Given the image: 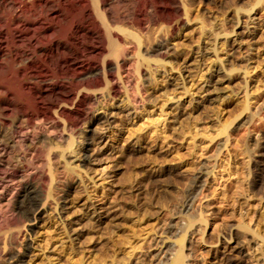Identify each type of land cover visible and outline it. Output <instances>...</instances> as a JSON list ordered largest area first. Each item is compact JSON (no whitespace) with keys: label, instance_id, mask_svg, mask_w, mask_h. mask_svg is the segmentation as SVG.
<instances>
[{"label":"rangeland","instance_id":"374dc122","mask_svg":"<svg viewBox=\"0 0 264 264\" xmlns=\"http://www.w3.org/2000/svg\"><path fill=\"white\" fill-rule=\"evenodd\" d=\"M191 1V6L186 3L190 24L186 16L176 32L187 45L174 46L177 49L172 53L177 50L179 57L172 60L174 65L167 59V72L159 67L158 85L146 83L152 94L147 109L135 111L122 91L116 104L99 103L93 112L95 116L109 113L112 121L96 126L104 137L94 145L91 170L83 172L89 189L84 193L86 205L74 215L64 214V223L71 229L65 232V245L68 250L72 246L81 249L78 255L68 254L71 259L65 264H172L179 250L185 264H263L264 2L257 6L261 13L255 15L254 10L248 12L254 0H229L232 6L228 0ZM21 5L16 7L18 12ZM205 19H211L205 23L209 38L199 33ZM159 25L154 27L162 28ZM155 28L145 32L157 33ZM9 29L12 38L16 33L12 26ZM206 49L211 51L207 63L203 60ZM187 61L194 66L185 68ZM167 84L170 91L166 95ZM183 85L191 92L184 95ZM206 106L210 109L205 114ZM179 111L184 115L176 122ZM81 125L71 155L81 150L88 120ZM140 128L144 131L138 132ZM139 145L143 150L135 154V160L122 158L125 147ZM125 175L129 181L122 179ZM74 194L71 200L79 192ZM4 215L0 212V221ZM59 225L64 229L60 220L54 227ZM45 231L37 229L42 244ZM79 232L83 242L78 241ZM59 244L50 243L44 253L53 256V264H61L53 255ZM46 258L43 264H48Z\"/></svg>","mask_w":264,"mask_h":264},{"label":"bare ground","instance_id":"6f19581e","mask_svg":"<svg viewBox=\"0 0 264 264\" xmlns=\"http://www.w3.org/2000/svg\"><path fill=\"white\" fill-rule=\"evenodd\" d=\"M75 1L63 4L61 0H0V212L5 214L0 221V232H4L0 235V264H43L46 257L47 263L53 264V256L44 253L54 242L60 243L53 255L61 264L71 259L68 254H80L79 247L68 250L65 245V232L70 233L71 229L64 223V214L74 215L86 205L84 193H89V189L83 172L91 170L94 145L104 137L96 126L109 125L112 121L109 113L95 116L93 112L99 103L116 104L122 91L123 99L135 111L141 107L147 109L152 94H148L146 83L152 81L158 85L159 67L167 72V59L171 58L174 65V59L179 57L177 50L175 55L172 53L177 49L174 46L187 45L177 38L176 32L186 16L190 24L192 16L186 4L189 1L190 5V0ZM263 2L254 0L248 12L254 10L259 15L257 6ZM20 3L23 7L18 12L16 7ZM209 22L205 19L199 24V33L206 38L210 35L205 23ZM153 24H161L162 28L156 29L157 25ZM151 25L156 32L159 30L153 31L154 35L145 32L152 29ZM11 26L16 33L12 38L8 35ZM82 48L87 49V57L83 56ZM210 52L206 49L202 55L206 63L211 59ZM82 56L89 62L84 63ZM192 62L183 65L190 69L194 66ZM182 88L184 95L191 92L186 86ZM165 90L162 92L167 95L168 84ZM206 91L209 93V87ZM165 93L160 95L166 96ZM210 99L207 94L206 101ZM208 108L204 109L205 114ZM183 115L179 111L175 121ZM84 120H88V126L80 143L81 150L71 155ZM140 129L138 132L144 128ZM142 150L143 145L125 147L122 158L131 162ZM129 178L125 175L122 179L129 181ZM75 192H79L75 196L77 201L71 200ZM59 220L64 229L60 225L54 227ZM77 221L82 224L80 219ZM40 228L46 229L43 244L38 240ZM77 234L78 241L83 242V234ZM23 236L26 239L21 242ZM37 246L41 249H35ZM173 258L172 264H185L181 250Z\"/></svg>","mask_w":264,"mask_h":264}]
</instances>
